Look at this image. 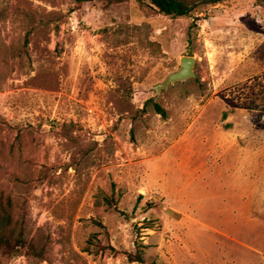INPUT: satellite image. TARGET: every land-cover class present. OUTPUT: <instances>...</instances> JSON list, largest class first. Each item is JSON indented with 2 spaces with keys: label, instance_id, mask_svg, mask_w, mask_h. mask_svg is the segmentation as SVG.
<instances>
[{
  "label": "rangeland",
  "instance_id": "374dc122",
  "mask_svg": "<svg viewBox=\"0 0 264 264\" xmlns=\"http://www.w3.org/2000/svg\"><path fill=\"white\" fill-rule=\"evenodd\" d=\"M192 2L0 0V264H264V0Z\"/></svg>",
  "mask_w": 264,
  "mask_h": 264
},
{
  "label": "trees",
  "instance_id": "16d2710c",
  "mask_svg": "<svg viewBox=\"0 0 264 264\" xmlns=\"http://www.w3.org/2000/svg\"><path fill=\"white\" fill-rule=\"evenodd\" d=\"M80 2L92 1V0H78ZM109 1H124V0H109ZM151 4L162 14L173 15V16H183L187 14L191 9L192 0H149ZM207 3H216L222 0H203ZM147 105L152 104L157 113H161L165 117L167 112L165 108L154 98L147 101ZM13 222L11 215L6 213L5 216L0 214V247L7 248H18L21 249L24 244V238L20 236H15L14 229L12 228ZM130 258L133 260L142 261L143 258L140 255L130 254Z\"/></svg>",
  "mask_w": 264,
  "mask_h": 264
},
{
  "label": "water",
  "instance_id": "95a60500",
  "mask_svg": "<svg viewBox=\"0 0 264 264\" xmlns=\"http://www.w3.org/2000/svg\"><path fill=\"white\" fill-rule=\"evenodd\" d=\"M196 57L186 55L180 58L181 67L179 70L170 73L165 79L164 83L160 85V88H168L176 81H185L191 77L196 76L195 65Z\"/></svg>",
  "mask_w": 264,
  "mask_h": 264
}]
</instances>
